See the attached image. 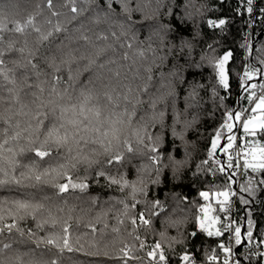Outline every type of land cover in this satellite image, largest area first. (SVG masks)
<instances>
[{"label": "trees", "instance_id": "obj_1", "mask_svg": "<svg viewBox=\"0 0 264 264\" xmlns=\"http://www.w3.org/2000/svg\"><path fill=\"white\" fill-rule=\"evenodd\" d=\"M254 1V11L246 18L237 14L238 0H164L159 12L155 11L154 0H145V12H132L131 20L121 12L119 3H114L111 29L86 18L68 22L71 13L67 8H58L63 15L51 17L44 0L0 3L4 46L13 43L15 48L23 47L25 60L27 53L33 52L41 70L37 77L22 60L24 70L17 69L10 83L0 78V97L4 99L0 104L4 121L0 129L7 130L2 137L6 143L0 149V180L8 181L0 184V215L4 217L2 223L16 224L11 234L0 235V264H52L53 260L57 264H121L117 257L125 245L141 258L128 264H148V246L156 242L161 243L168 264H181L179 257L186 250L193 254L196 264H206L213 254L224 258L217 245L226 244V235L209 238L200 231L198 219L204 202L200 192H215L225 183L208 156L211 141L225 109L249 107L246 96H241L242 71L248 65L260 67L259 60H264V0ZM53 3L55 6L56 0ZM77 6H81L79 0ZM187 13H191L190 18ZM32 15L42 31L50 28L47 19L54 23L60 20L66 31L42 42L30 28L26 27L23 35L8 30ZM210 18H227L228 24L223 30L211 29L206 23ZM110 31L117 35L123 31L125 35L119 42L110 35L108 41L96 39L97 34ZM82 34L89 36L88 43L81 39ZM245 37L251 55L242 47ZM126 40L133 42L131 49L120 47ZM99 47H105L106 53L86 71L88 57ZM228 50L233 53L228 65L231 88L225 93L210 61ZM124 53L127 59H123ZM70 55V66L62 64L61 60ZM4 59L21 57L12 51ZM57 68L60 83L53 82ZM252 82L258 85L261 81ZM145 87L147 91H141ZM193 90L195 96L191 97ZM185 122H190L187 127ZM50 128L59 129L66 139L60 144L49 140L47 146L58 148V154L54 151L49 159L36 162L31 149L44 142ZM157 136L159 173L153 168L152 153L145 147L150 137L155 141ZM255 139L257 145L264 143V135L258 134ZM125 143L132 145V152L127 151ZM116 154H122L123 159L109 163ZM217 158L224 159L219 150ZM206 159L209 163L204 165ZM172 161L181 162L175 171ZM46 169L51 175L44 174ZM64 172L74 183L84 182L88 187L58 195L52 185L65 182ZM37 174L43 176L39 183ZM260 176V172L249 170L253 182ZM13 178L19 185L11 182ZM109 178L123 179L127 186L110 183ZM246 182L242 175V184ZM133 185L138 189L134 208ZM248 195L255 202L248 206L251 214L247 219L252 221L254 237L264 238V190L256 187L255 193ZM21 200L43 207L33 218L16 207L14 201ZM120 201L129 205L127 215ZM154 201H159V209L153 207ZM245 207L237 200L234 218L241 225L246 222ZM142 211L146 217L151 216V224L138 226L133 232L130 217H138ZM154 211L159 214L151 215ZM65 222L70 224L71 251L37 245L49 235L59 242ZM192 232L197 233L195 238ZM134 236L145 243L143 249ZM4 243L11 247L3 249ZM249 248L236 247L237 253L244 252L241 258L246 264H260L256 256H249Z\"/></svg>", "mask_w": 264, "mask_h": 264}, {"label": "snow or ice", "instance_id": "obj_2", "mask_svg": "<svg viewBox=\"0 0 264 264\" xmlns=\"http://www.w3.org/2000/svg\"><path fill=\"white\" fill-rule=\"evenodd\" d=\"M4 0H0V3H3ZM156 3V12L160 11L161 5L164 3V0H154ZM78 0H56V5L54 6L53 0H44V4L48 9L51 17H60L63 15L58 8H67L71 13V19L68 22L76 21L81 18L91 19V22L95 25H99L101 23L107 24L109 29L113 26V13H115V9L112 7L114 3H119L121 7V12L131 20L132 12H145V7L147 6L145 0H104L103 4H101L100 0H79L81 6H77ZM240 7L237 8L238 15L251 16L253 12V0H239ZM135 4V7L132 5ZM37 8L40 7L39 3L36 5ZM199 11V9H198ZM264 12V9H261ZM2 12V9H0ZM91 13V17L88 14ZM168 14L171 15L170 9L168 10ZM118 15V14H117ZM188 17H191V13H187ZM35 16H28L23 22H16L11 27H9L10 32H15L16 34L23 35L26 27L30 28L33 32H35L40 41L49 42L54 40L56 36H58L61 32H65L66 29L63 27L60 20H56L55 23L52 19H47L45 22L50 25V28L45 32L42 31L41 28L35 22ZM264 19V17H262ZM207 25L211 29H221L223 30L225 26L228 24L227 18H219V19H208L206 21ZM83 25H81L82 27ZM123 27L122 25L120 26ZM79 30V29H77ZM4 27L0 25V78L7 80L9 83L11 82V75L17 70H24L22 66L23 63L30 68L33 73L37 77L41 75V70L37 63H35V55L33 52L29 51L27 53V58H25V50L23 47L15 48L13 43H8L7 46H4ZM109 35L114 41L119 42L121 39V35H125L123 31L121 35H117L116 31H110V33L105 34L103 32L97 34L96 39L100 41H108ZM81 39L85 41V43L89 42V36L87 34H82ZM135 38H133L134 40ZM111 47V45H108ZM121 48L131 49L133 47V42L126 40L123 44H120ZM190 49L191 44L187 45ZM209 49L213 50L212 45L208 46ZM246 49L249 55L252 53V48L248 43L247 37H245V43L242 45ZM105 47L96 48L93 54L88 57V64L86 66V71L91 69V66L96 64V61L106 53ZM183 50V46L180 49ZM12 51H16L20 54L21 59L9 60L5 61V55L10 54ZM154 51V50H153ZM139 55L143 56V51L139 52ZM232 51L228 50L223 55L219 57H214L210 63L212 64L215 75L217 78V82L219 86L228 93L230 91V70L228 69V64L232 58ZM73 57L70 55L66 59H62V64H70L72 63ZM123 59H127V53H124ZM261 66L256 67L254 65L245 66L240 80V86L242 89L241 96H246L247 103L249 107L245 108L244 106H240L234 108L232 110L225 109L224 110V118L221 126L214 132L213 139L211 141V150L208 153V156L212 159V161L216 165V173L220 174L224 178V185L222 188H218L215 192H210L207 190L201 191L200 196L204 201H210V199L215 197V204L217 208H209L205 206L200 207V212L203 213L199 220L200 231L207 234V237H223L225 233H228V243L225 244L223 242L218 243V248L224 253V258L220 259L216 255H209L206 259V264H244V258L233 259V245L236 247L244 246V247H253L257 249L255 252H249V256H256L260 261V264H264V251H260V249H264V238H255L253 234L252 221L251 219H247L251 214V208L248 207L254 204V200L252 199L249 193L254 194L256 191V187H259L261 190H264V143H260L257 145L256 137L257 135H264V60H259L258 62ZM69 67V71H70ZM59 69H55V74L53 75V82L60 83L61 77L58 75ZM119 73H117V76ZM149 81L152 79L151 76L147 78ZM259 79L261 82L257 85V83H253V80ZM257 89H259L260 94L257 95ZM42 90V89H41ZM129 92L131 89L128 90ZM141 91H147V88L141 89ZM191 97L195 96V90L190 93ZM126 102L128 101V97H124ZM223 100V97H220ZM141 101L138 100V103ZM4 103V99L0 97V104ZM245 113H248L245 115ZM161 119L164 116V112L160 113ZM0 122L4 123L3 117L0 116ZM42 124L43 122L40 121ZM190 122H185V127L189 125ZM194 123V120L191 122ZM242 131L243 135L240 138V144L237 145V131ZM6 129H0V149L4 143H6L5 139L2 137L6 136ZM175 135V131H173ZM182 138V137H181ZM251 138V139H250ZM66 136H61L59 129L50 128L45 135V140L43 143L39 145H35L32 147L31 152L36 158V162L45 161L52 157L53 152L56 151L57 154L59 152L58 148L53 149L48 145V141L51 140L52 143L60 144L62 140H65ZM159 140L160 137L157 136L155 141L149 138L150 143L145 145L147 150L152 153L150 159L153 162V168L159 173L160 168L157 166L161 161V156L159 153ZM143 144V140L139 141ZM125 147L128 152H132V145L125 143ZM219 155L223 156L224 159L217 158ZM123 159L122 154H116L109 158L108 162H119ZM174 164V171L177 170L181 166L180 161H172ZM204 165L209 163V160H204L202 162ZM63 167V166H61ZM55 170V169H54ZM210 170V169H209ZM249 170L251 173L260 172L261 176L255 179L253 182L252 179L249 178ZM45 175H51L47 169L45 170ZM60 173H58L59 175ZM63 178L65 180L64 183H57L52 185L56 189L58 195H63L64 193H68L70 190L80 189L83 191L88 187V185L84 182L74 183L72 181L71 176L67 175V172H64ZM100 175H104L100 173ZM243 175L246 178V183L239 184V181L236 179L237 176ZM43 176L41 174H37L35 176V180L37 183L41 181ZM110 183L120 184L122 187L127 186V181L116 180L115 178H109ZM19 185V180L13 178L11 181ZM8 183L7 180H0V184ZM239 185V187H237ZM138 189L135 185L132 186V195H133V204L134 208L137 201H135V193ZM142 191V189H140ZM233 198L238 199L245 207L246 213V222L241 225L237 221H233L231 217L232 212V204ZM47 199V198H46ZM16 207L18 209L23 210L26 214L32 215L35 218L36 210L43 207L40 203H32L29 201H14ZM120 203L124 206V214L127 215L129 210V205L124 201H120ZM153 207L155 209H159V201L153 202ZM218 211L223 214L222 223L221 215H213L210 218L208 217L209 212ZM158 211H154L151 215H158ZM207 218V222H206ZM4 220L3 215H0V235L7 232L11 234L12 230L16 227L15 222L12 223H2ZM122 223V221H120ZM130 223L133 227V232L137 230L138 226H149L151 224V216L146 217L144 212H140L138 217H130ZM55 224V220L53 219V225ZM41 227V225H38ZM70 224L65 222L62 228L63 236L60 241L52 239L51 236H47L37 241V245L43 243L45 247L55 248L58 251L62 252L65 249L71 251L72 248L69 243L70 239ZM95 230L94 228L92 229ZM19 231V229H17ZM23 235V233H21ZM31 236V233L29 234ZM197 235L196 232H192L191 236L195 238ZM134 239L140 241L139 236H134ZM145 243L140 241L139 247L143 249L145 247ZM11 247V244L4 243L2 245L3 249H8ZM149 251L146 253L148 257V264H168V257L164 253L161 243L156 242L153 245L148 246ZM118 260L121 261V264H128L130 260H140V257H136L132 252L131 247L128 245L123 246L120 249V255L117 257ZM181 264H196L193 254L189 251H184L179 257ZM52 264H57L55 260L52 261Z\"/></svg>", "mask_w": 264, "mask_h": 264}, {"label": "built area", "instance_id": "obj_3", "mask_svg": "<svg viewBox=\"0 0 264 264\" xmlns=\"http://www.w3.org/2000/svg\"><path fill=\"white\" fill-rule=\"evenodd\" d=\"M238 4H239V7H240V3H239V0H238ZM252 7H253V11H254V7H255V1L253 0V5H252ZM253 13V12H252ZM245 16H246V18H250V16H248L247 14H245ZM260 94V93H259ZM248 113H245V115H247ZM236 135H237V141H236V144L237 145H239L240 144V138H241V136L243 135V133H242V131H237L236 132ZM236 179L239 181V184H242V175H240V176H237L236 177ZM237 187H239V185H237ZM237 200L238 199H236V198H233V204H232V212H231V217H232V220L233 221H235V218H234V214H235V210H236V207H237ZM202 205L203 206H205V207H209V208H217V205L215 204V197L213 196L211 199H210V201H204L203 203H202ZM201 205V206H202ZM213 215H221V218H222V223H224L225 221L223 220V214H221L219 211H218V209H217V211L216 212H209L208 213V217L210 218L211 216H213ZM201 216H203V213H201L200 212V217H199V219H198V224H199V220H200V218H201ZM206 222H207V218H206ZM199 226H200V224H199ZM225 235H226V244L228 243V240H227V237H228V233H225ZM249 251H251V252H255V251H257V249H255V248H249ZM260 251H264V249H260ZM233 252H234V256H233V259H239V258H241V256H242V254L244 253V252H242V253H237V249H236V246H234L233 245ZM244 264H246L245 262H244Z\"/></svg>", "mask_w": 264, "mask_h": 264}, {"label": "water", "instance_id": "obj_4", "mask_svg": "<svg viewBox=\"0 0 264 264\" xmlns=\"http://www.w3.org/2000/svg\"><path fill=\"white\" fill-rule=\"evenodd\" d=\"M229 65V64H228ZM228 67V66H227Z\"/></svg>", "mask_w": 264, "mask_h": 264}]
</instances>
